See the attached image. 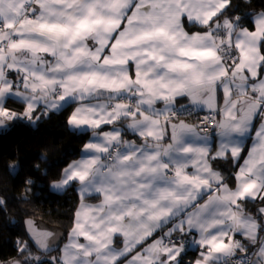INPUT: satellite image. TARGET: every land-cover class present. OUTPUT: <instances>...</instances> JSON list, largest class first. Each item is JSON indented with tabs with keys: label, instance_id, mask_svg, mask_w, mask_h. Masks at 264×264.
<instances>
[{
	"label": "snow or ice",
	"instance_id": "1",
	"mask_svg": "<svg viewBox=\"0 0 264 264\" xmlns=\"http://www.w3.org/2000/svg\"><path fill=\"white\" fill-rule=\"evenodd\" d=\"M238 7L232 0H0V124L35 122L67 104V124L103 140L83 151L115 149L112 168L119 169L102 172L101 156L64 169L53 188L79 185L80 201L99 198L100 176L108 202L81 203L60 257L32 256L25 244L13 264H185L186 239L201 249L190 264H264V12L249 27L242 20L250 14L235 15ZM10 98L24 104L21 114L7 107ZM202 109L199 126L186 129L180 116ZM125 120L138 122L114 126ZM128 129L139 146L122 139ZM185 131L204 140L211 133L222 155L208 152L205 159L231 157L238 168L233 186L208 178L211 163L197 183L187 165L172 173L173 188L147 199L152 184L137 185L135 177L171 179L149 141L167 139L171 147ZM245 137L253 140L246 154ZM246 201L260 206L246 213ZM237 211L244 215L237 218ZM143 217L155 226L123 223ZM51 237L34 233L45 250Z\"/></svg>",
	"mask_w": 264,
	"mask_h": 264
},
{
	"label": "trees",
	"instance_id": "2",
	"mask_svg": "<svg viewBox=\"0 0 264 264\" xmlns=\"http://www.w3.org/2000/svg\"><path fill=\"white\" fill-rule=\"evenodd\" d=\"M239 5L235 15L244 18L242 23L251 26L252 17L264 12V0H232ZM7 107L22 113L24 105L8 100ZM71 108L64 107L45 118L30 122L21 118L7 130H0V264L21 259L19 247L29 246L32 256L41 259L60 257L61 248L53 253L39 251L31 241L26 220L41 219L61 227L68 235L74 223V205L71 210L60 211L57 204L63 195L52 190L65 167L77 158L90 132L76 131L67 124ZM214 165L227 170L228 161L216 160ZM33 183L29 184L27 181ZM227 182L233 186L234 178ZM88 200H92L90 197ZM246 210L254 213L260 206L257 201H246ZM264 223V221H261Z\"/></svg>",
	"mask_w": 264,
	"mask_h": 264
},
{
	"label": "crops",
	"instance_id": "3",
	"mask_svg": "<svg viewBox=\"0 0 264 264\" xmlns=\"http://www.w3.org/2000/svg\"><path fill=\"white\" fill-rule=\"evenodd\" d=\"M259 13H262V12H259ZM259 13H256V14H259ZM256 14L252 17L253 23H254V19H255ZM192 30L195 31L196 28L193 27ZM17 55L20 57H23V56H27L28 54L25 52H20V53H17ZM101 99L102 100L106 99V95L102 96ZM122 99L126 100V97H122ZM10 100H14L20 104H23L19 98H10ZM89 103H92V102L89 101ZM66 106H67V104L64 107H66ZM132 107H135L134 103H133ZM202 110L207 111V109H202ZM17 114H21V113L17 112ZM180 120L185 122L184 127L186 129L191 128L192 126H197V124L193 120L185 119V118L180 119ZM137 122L138 121H134V120H125V121H121L119 125H114V126L119 127L123 130L126 125L135 124ZM162 126H163V124H161V127ZM177 127L179 128V125H177ZM70 128L73 130H76V131L90 132V136H89V139L87 142H97V143H101V144L103 143V140L101 137L92 138L91 137L92 132L89 131L88 129L84 128V127L75 128V127L70 126ZM92 131H95V129H93ZM203 135L208 136V139L207 140L200 139V138H198L197 135H194L191 131H185L179 137L178 143H174L171 147H168L167 139H165L163 142L149 141V143L152 145L153 150L159 151L161 153L155 163L159 164V165H163L164 163H167L170 166V171H169L168 176H170L171 179H169L168 177H163V178H159L155 182H153L152 178L150 176L146 177L145 175H141L139 177H135L137 185L149 184V183L152 184V188L147 192V199H149V200L153 199L152 192H155L157 189L163 190V189L173 188L174 184L172 183V180H174L175 177L172 175V173L176 169L182 168V167L187 166V165L193 166L192 168H187V172L193 176V178L196 180L197 183H199L200 176L203 175L204 171L208 170V165H209V163H211V171L209 172L208 178L219 179L220 177H223L225 184L231 186L227 182V179H229L230 177L234 178L236 172L238 171V168H237L235 162H233L231 160V157H229L227 159H222V160L228 161L227 170L225 171L222 168L215 166L214 161L206 160L205 155L208 152L214 153L216 155H222V149L219 146L218 142H214L212 140L210 132H205V133H203ZM122 139L125 141H135L137 146H139L141 143V141L138 138L131 135V129H128V133L126 135L122 136ZM243 139L245 140V154H246L247 151L250 149L253 140H252V137H245ZM157 143H159L158 148H157ZM118 147L121 150V156L127 154L123 151V145L118 144ZM83 148L81 150L80 155L77 158L70 161L68 163V165L65 167V169L70 164L75 163L77 161H80L83 159H96L98 156H101L103 158L101 159L100 164L97 165L96 167H99L102 170V172L108 173L109 169H111V172L115 173L116 171L119 170L117 168H112V165L115 163V160L113 162L104 160V157L106 154L97 153L95 151H93L91 154H89L87 152H84ZM179 149H187L188 151H180ZM148 151L149 150L146 148L145 152H148ZM164 151H167L168 155H164L163 154ZM149 154H153V153L149 152ZM143 155H144V152H141L140 157H142ZM140 157H135V159H139ZM134 167H138V166L134 165ZM62 175H63V173H62ZM61 178H62V176H61ZM61 178L59 180L53 182L52 185L56 182H60ZM129 179H131V178H129ZM95 182H96V191H98L100 193V196H99V198H93L90 195V197H92V200H87V201H80L78 199L79 185H77L76 187L68 186L66 189H55L51 185V188L53 191H55L58 194L63 195L57 204L58 210H60V211L71 210V207H72L75 199H78V201L74 205L75 212L78 210L81 203L92 204V205H97V204L103 205V204L107 203L108 199L110 197H109L108 193L105 191V185L102 183L101 177L96 176ZM226 193H227V189H223L222 192L220 193V195H224ZM127 195L129 197H131V196L135 195V193L129 191L127 193ZM213 199H216V197H214ZM125 203L128 205L136 204V205L141 206V207L143 206L142 202L139 200L129 199V200L125 201ZM115 208H116V205H113V210H115ZM245 211H246V213H249V214L252 213L246 209H245ZM162 214L163 213H160V215H162ZM105 215H107V211H105ZM234 215L237 218H239L240 216L244 215V213L242 211H237L236 213H234ZM218 218L219 219H227V217H218ZM165 219H167V217H165ZM123 223H125V224L131 223L136 227H139L142 224H151L152 226H155V222L152 220H149L147 217H143L139 220L132 218V219H129ZM116 226L119 227L121 225L118 224ZM72 229H73V227L71 228V230ZM71 230L69 231V233L67 235L66 241L64 242V244L61 247V255H62V249H63L64 245L68 243V238H69V235L71 233ZM236 230L239 231L240 230L239 227H237ZM177 235H179V233H177ZM235 239L237 241H239L240 243H247L245 237L241 236L240 234H236ZM184 247H185V252H184L183 256H184L185 264H190L191 261H193L199 257V252L201 251V249L199 248V246L197 244L193 243L191 239H186ZM217 255H220L221 260L223 259V256L221 254H217Z\"/></svg>",
	"mask_w": 264,
	"mask_h": 264
},
{
	"label": "water",
	"instance_id": "4",
	"mask_svg": "<svg viewBox=\"0 0 264 264\" xmlns=\"http://www.w3.org/2000/svg\"><path fill=\"white\" fill-rule=\"evenodd\" d=\"M15 121H16L15 119L12 121L5 120L3 124H0V130L7 131L15 123ZM26 229L33 244L36 246V248L39 251H42L44 253L56 252L62 247V245L67 239V234L61 227L52 225L41 219L30 218L26 220ZM39 232L52 233V237L49 240L48 250L42 249L36 244L34 239V233H39ZM10 264H13V262Z\"/></svg>",
	"mask_w": 264,
	"mask_h": 264
},
{
	"label": "built area",
	"instance_id": "5",
	"mask_svg": "<svg viewBox=\"0 0 264 264\" xmlns=\"http://www.w3.org/2000/svg\"><path fill=\"white\" fill-rule=\"evenodd\" d=\"M206 114H207L206 110H198L196 112H193L191 115H181L180 119L185 118V119L193 120V121H195L197 126H199V124L201 123V120L203 119V116L206 115ZM203 123L206 124V125L209 124V127L211 128L212 124L214 122H212L211 120L205 119V120H203ZM114 153H115V149H113L112 152L106 154L105 157H104V160L113 162L115 160Z\"/></svg>",
	"mask_w": 264,
	"mask_h": 264
},
{
	"label": "rangeland",
	"instance_id": "6",
	"mask_svg": "<svg viewBox=\"0 0 264 264\" xmlns=\"http://www.w3.org/2000/svg\"><path fill=\"white\" fill-rule=\"evenodd\" d=\"M61 255V254H60Z\"/></svg>",
	"mask_w": 264,
	"mask_h": 264
}]
</instances>
